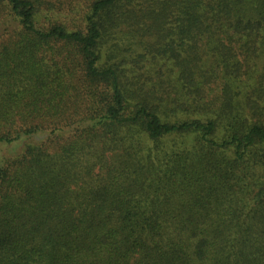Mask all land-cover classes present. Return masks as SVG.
I'll return each mask as SVG.
<instances>
[{
    "label": "trees",
    "instance_id": "16d2710c",
    "mask_svg": "<svg viewBox=\"0 0 264 264\" xmlns=\"http://www.w3.org/2000/svg\"><path fill=\"white\" fill-rule=\"evenodd\" d=\"M0 264H264V0H0Z\"/></svg>",
    "mask_w": 264,
    "mask_h": 264
}]
</instances>
